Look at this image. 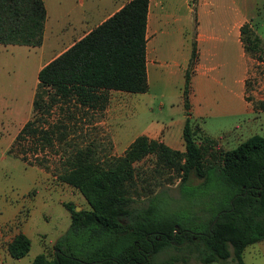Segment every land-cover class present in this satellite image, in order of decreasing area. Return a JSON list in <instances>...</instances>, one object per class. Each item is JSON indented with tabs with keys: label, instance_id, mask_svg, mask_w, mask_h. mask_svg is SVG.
<instances>
[{
	"label": "trees",
	"instance_id": "16d2710c",
	"mask_svg": "<svg viewBox=\"0 0 264 264\" xmlns=\"http://www.w3.org/2000/svg\"><path fill=\"white\" fill-rule=\"evenodd\" d=\"M147 4L127 0L38 68L31 117L19 128L18 138L32 136L49 144L52 131L43 125L59 101L101 111L110 89L146 90ZM45 17L43 0H0V43L39 45ZM239 31L249 56L264 46L248 22ZM195 60L193 45L182 88L183 150L145 134L134 136L121 154L102 161L90 146L75 148L58 177L81 193L88 208L76 210L68 204L70 221L53 243V257L38 253L28 264H177L190 257L209 263L229 256L236 264H246L241 257L244 247L264 239V134H251L216 153L207 148L215 138L205 135L202 143L195 141L199 128L187 115ZM148 154L174 172L180 190L187 186L189 197L196 196L193 210H166L162 191H137L133 162ZM191 172L199 182L187 184ZM29 245L28 236L17 232L6 249L20 257ZM160 252L168 255L158 263L155 256Z\"/></svg>",
	"mask_w": 264,
	"mask_h": 264
},
{
	"label": "rangeland",
	"instance_id": "374dc122",
	"mask_svg": "<svg viewBox=\"0 0 264 264\" xmlns=\"http://www.w3.org/2000/svg\"><path fill=\"white\" fill-rule=\"evenodd\" d=\"M157 1L154 10L164 13L161 27L169 33L160 39L159 45H170L184 24L183 33L189 40L191 51V47H195L196 1ZM252 2L257 4L253 9L261 16L257 27L263 34L264 0ZM43 3L46 17L39 45L0 43V239L5 243L15 233L23 232L30 240L27 252L20 257L6 255L2 244L0 264H28L38 253L53 257V243L64 233L70 221L67 205H74L77 210L88 208L81 193L58 177L66 167V156L83 146H90L94 157L100 161L117 156L145 123L141 112L131 115L129 96L133 93L109 91L108 102L101 111L78 106L71 100L56 103L43 125L52 131L49 144H41L32 136H16L24 121L31 117V99L38 68L79 38L83 31L101 21L104 12L116 2L100 0L99 15L87 16L80 15L82 5L78 0H43ZM82 3L87 6V0ZM165 53L164 50L159 58L162 66L168 61ZM249 57L245 98L250 109L209 115L199 122L206 134L220 135L207 147L208 153L234 147L251 134H264V107L260 106V102L264 103V46ZM151 93L157 95V91L151 90ZM140 101L139 96L138 107ZM163 113L164 109L162 112L154 110L151 117L167 123L169 115ZM171 115L176 117L175 113ZM204 136L198 130L194 139L202 143ZM133 172L137 191L150 188L153 193L163 192L162 208L186 212L197 206L196 196L189 197L187 186L180 190L174 172L156 164L152 154L133 162ZM199 181L200 178L189 173L187 184ZM166 255V252L157 253L155 260L159 263ZM241 257L246 264H264V239L247 244ZM177 264L236 263L229 256L209 263L190 257L186 263Z\"/></svg>",
	"mask_w": 264,
	"mask_h": 264
},
{
	"label": "crops",
	"instance_id": "0c3cea01",
	"mask_svg": "<svg viewBox=\"0 0 264 264\" xmlns=\"http://www.w3.org/2000/svg\"><path fill=\"white\" fill-rule=\"evenodd\" d=\"M78 1L82 5L80 15H99L97 13L100 0H87V6H83L84 0ZM126 1L114 0L116 3L106 11L107 13L104 12L102 19ZM195 1L196 60L189 77L187 115L191 125H197L204 135L217 138L220 135L206 134L199 122L209 115H224L250 109L249 102L245 98V79L250 57L243 49L239 27L242 23L248 22L254 33L263 41L264 33L258 30L261 16L254 11L253 8L257 4L252 0L250 2L246 0ZM157 5V0H148L145 23L147 88L144 91L130 92L133 93L129 96L130 112L131 115L141 112L142 117L145 118V123L136 135L145 134L162 141L171 148L183 150L182 127L186 113L182 88L190 45L187 36L183 33L184 24L180 26L170 45L162 47L159 45L160 39L169 33L161 27L164 24L162 21L164 13L154 10ZM86 31H83V34ZM164 50L166 51L165 59L168 61L164 62L165 66H162L159 58ZM151 90L157 91V95L151 93ZM109 91L121 90L110 89ZM138 95L141 99L140 107H138ZM163 109V114L169 115L167 123L158 122L151 117L154 110L162 112ZM174 113L176 117L171 115ZM113 138L117 139L116 136ZM7 241L3 243L0 239V250L2 251L3 244L6 255H9L6 249Z\"/></svg>",
	"mask_w": 264,
	"mask_h": 264
},
{
	"label": "water",
	"instance_id": "95a60500",
	"mask_svg": "<svg viewBox=\"0 0 264 264\" xmlns=\"http://www.w3.org/2000/svg\"><path fill=\"white\" fill-rule=\"evenodd\" d=\"M77 210V208H75Z\"/></svg>",
	"mask_w": 264,
	"mask_h": 264
}]
</instances>
